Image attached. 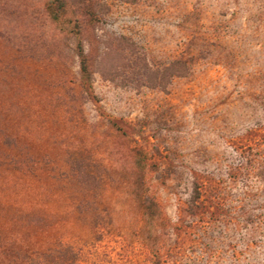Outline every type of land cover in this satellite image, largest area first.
Segmentation results:
<instances>
[{"label": "rangeland", "instance_id": "rangeland-1", "mask_svg": "<svg viewBox=\"0 0 264 264\" xmlns=\"http://www.w3.org/2000/svg\"><path fill=\"white\" fill-rule=\"evenodd\" d=\"M50 1L0 0V132L24 134L22 156L50 188L36 248L147 264L159 242L169 264H264V0H65L61 26ZM122 37L151 68L183 58L190 75L167 91L142 86L141 68L106 79L97 59ZM80 45L97 70L92 93ZM80 158L100 176L97 198L69 179L66 162ZM138 159L156 167L144 175ZM197 182L216 204L186 216ZM147 189L162 211L156 236Z\"/></svg>", "mask_w": 264, "mask_h": 264}, {"label": "trees", "instance_id": "trees-1", "mask_svg": "<svg viewBox=\"0 0 264 264\" xmlns=\"http://www.w3.org/2000/svg\"><path fill=\"white\" fill-rule=\"evenodd\" d=\"M68 9L69 5L65 0H51L48 4L50 18L57 26L64 24ZM87 13L94 19L95 16L90 10ZM125 45H129L128 48ZM79 56L81 58L80 87L87 93H92L97 70L92 68L86 49L82 45L79 47ZM99 59L97 61L100 68L97 69L106 79L115 82L125 73L141 68L146 75L144 82L140 84L161 91H167L174 79L185 78L191 72L190 62L183 58L173 60L163 69L151 68L146 57L142 56L137 47L125 37L112 43L106 42L104 54ZM136 63H140V66ZM0 133L2 135L0 138V264H106L101 255H98L97 247L89 252L65 244H60L57 249L47 248L45 251L36 248L31 232L38 226L48 224L49 214H46L48 202L45 199L49 195L50 188L44 183V178L37 175L36 171L40 170L39 162L27 160L22 156L24 134L20 130L11 133L10 136L4 132ZM27 135L29 141L25 149L34 156L33 141L38 138L30 132ZM65 166L68 167L69 179L81 192L98 197L101 179L90 169V164L80 158L69 160ZM136 167L147 175L156 166L148 164L144 159H138ZM44 176L47 180L51 179L46 174ZM141 185L146 184L142 181ZM204 197V186L197 182L187 203L188 207L184 210L185 215L194 217L196 211L202 210L205 205L216 204V199L205 202ZM141 201L147 210L149 208L152 211L147 212L145 217L149 230L156 236L160 223L163 222L161 207L158 201L149 195L148 189L141 193ZM154 212L157 217L152 214ZM161 247L162 244L159 242L152 244L150 249L148 246L147 264H169L162 259Z\"/></svg>", "mask_w": 264, "mask_h": 264}]
</instances>
